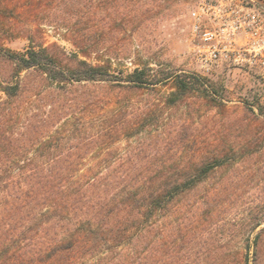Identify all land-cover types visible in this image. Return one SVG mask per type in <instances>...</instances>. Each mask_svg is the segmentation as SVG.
Segmentation results:
<instances>
[{
  "label": "trees",
  "instance_id": "16d2710c",
  "mask_svg": "<svg viewBox=\"0 0 264 264\" xmlns=\"http://www.w3.org/2000/svg\"><path fill=\"white\" fill-rule=\"evenodd\" d=\"M139 6L138 0H0V28L28 12L22 32L30 43L22 51L0 43V264H192L193 255L197 262L230 264L225 234L254 233L264 222L219 219L229 181L185 202L213 174L256 152L249 141L211 145L181 126L156 149L183 150L182 156L148 157L141 148L109 153L123 137L143 131L153 113L188 94L217 99L198 74L160 77L149 62L115 71L106 53L96 63L88 60L106 49L99 35L90 41L89 24L101 25L102 34L109 11L126 23ZM43 25L64 29L77 50L34 45ZM169 79L173 90L158 111L123 102L125 93ZM76 85L92 90L84 97ZM263 232L264 226L245 237L237 264H262Z\"/></svg>",
  "mask_w": 264,
  "mask_h": 264
},
{
  "label": "rangeland",
  "instance_id": "374dc122",
  "mask_svg": "<svg viewBox=\"0 0 264 264\" xmlns=\"http://www.w3.org/2000/svg\"><path fill=\"white\" fill-rule=\"evenodd\" d=\"M138 1L142 7H135L133 18L128 17L126 23H120L113 11H109L102 34L101 25L89 24L87 32L90 41L93 42L99 35V40H102L106 49L93 52L88 60L96 63L99 59L103 60L99 56L103 55L106 58V54H110L113 57L112 69L115 71L122 70L126 73L135 65L143 66L149 62L155 68L154 73L160 77L179 71L198 74L206 82L207 88L215 92L217 99L211 101L197 91L188 94L177 106L158 111L156 109L163 106L165 97L173 90L172 79L160 82L151 90L142 89L125 93L123 102L130 105L128 108L144 109L152 106L153 111L158 112L151 115L143 131L132 137H123L109 148V153L120 156L128 152H138L135 148H141L140 155L148 157L182 156L185 154L183 150L164 152L156 149V142L170 140L174 137L175 130L181 126H189L191 135L211 145L249 141L256 152L233 167L213 174L195 193H191L185 202L198 200L206 190L229 181L230 191L223 200L224 205L220 208L219 219L243 216L264 219V67L223 63L213 67L208 73L203 72L191 51L190 12L199 0ZM120 8L127 13L126 6L122 5ZM26 14L28 12L24 10V14L15 18L13 23L0 28V43L5 48L22 51L30 45L22 32V26L27 19ZM66 34V31L59 29L58 26L43 25L40 34L35 36L34 45L43 43L47 46L57 43L66 52L71 53L77 48L69 40L70 35ZM30 79L36 80L33 75ZM74 90L76 94L85 97L92 89L76 85ZM4 98L0 90V100ZM30 105L31 103H25L28 109ZM75 110L77 114L80 112L78 107H75ZM230 125L233 129H226ZM262 226L264 222L254 233ZM254 233L243 231L238 234L228 231L225 234L223 248L227 250L232 260L230 264L240 262V257L247 249L245 237L251 238ZM239 236L244 237L238 239ZM262 237L260 248L264 264V232ZM193 257L195 262L192 264H206L204 259L197 262V256Z\"/></svg>",
  "mask_w": 264,
  "mask_h": 264
},
{
  "label": "built area",
  "instance_id": "2783aa9c",
  "mask_svg": "<svg viewBox=\"0 0 264 264\" xmlns=\"http://www.w3.org/2000/svg\"><path fill=\"white\" fill-rule=\"evenodd\" d=\"M190 17L191 51L203 72L223 63L264 67V0H199Z\"/></svg>",
  "mask_w": 264,
  "mask_h": 264
}]
</instances>
